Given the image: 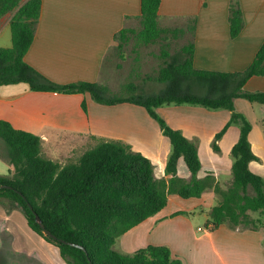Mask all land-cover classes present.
I'll use <instances>...</instances> for the list:
<instances>
[{"label":"crops","instance_id":"0c3cea01","mask_svg":"<svg viewBox=\"0 0 264 264\" xmlns=\"http://www.w3.org/2000/svg\"><path fill=\"white\" fill-rule=\"evenodd\" d=\"M232 8L243 20V29L235 38L229 36ZM14 13L0 18V48L11 47L9 25ZM139 16L140 0H41L34 39L24 61L56 84L96 82L97 77L107 75L103 68L113 53L117 59L123 58V44L115 35L122 29H135ZM157 21L163 26L175 22L179 28L189 29L195 69L240 72L251 64L264 41V0H161ZM244 89L264 92V75L249 79ZM242 100L234 101L235 110L250 123L251 150L262 163L251 162L249 169L264 176V159L255 152L251 140L254 134L264 138V129L249 116L253 105ZM250 104L259 106L256 111L264 118V103ZM157 113L170 128L196 144L201 164L198 179L211 175L218 180L231 173L230 152L238 141L239 125L230 123L216 142L218 150L213 149L215 135L230 122L229 111L165 105ZM0 121L38 136L42 142L57 133L122 141L151 162L157 179L166 177L171 144L142 107L130 103L101 105L88 93L33 92L27 84H17L0 86ZM0 147L4 148L1 140ZM59 152L50 148L46 157L64 164L74 155L71 148ZM0 176H10V165L1 157ZM216 204L213 193L206 191L199 198L169 195L160 212L117 238L114 250L130 255L147 246H165L181 264H264V222L257 231L231 229L224 224L207 230L209 212ZM193 218H200L195 219V228ZM2 234L7 237L0 238V264H66L56 247L29 228L14 204L0 202V237Z\"/></svg>","mask_w":264,"mask_h":264},{"label":"trees","instance_id":"16d2710c","mask_svg":"<svg viewBox=\"0 0 264 264\" xmlns=\"http://www.w3.org/2000/svg\"><path fill=\"white\" fill-rule=\"evenodd\" d=\"M22 1L0 0V18L15 10L9 25L11 47L0 48V86L27 84L33 92L88 93L101 105L130 103L142 107L171 144L166 175L174 172L182 158L191 177L188 182L178 183L155 179L151 162L118 140L98 139L99 144L85 152L77 163L62 166L41 155L38 136L0 121V140L5 150V155L0 157L10 165V176H0V186L11 187L0 188V202L16 205L29 228L56 247L66 264H181L165 246H147L127 255L113 250L112 245L121 235L160 212L167 205L169 195L189 199L199 198L208 188L219 192L213 182L197 178L201 164L196 144L170 128L157 113L165 105H193L231 113L230 122L215 135L214 150H218L215 142L230 123L240 127L238 141L230 152L235 186L221 192L222 203L210 210L205 228L214 230L223 224L231 229L261 228L264 176L249 169L251 162L258 161L248 139L251 125L236 112L234 101L241 98L250 103H264V92L244 89L249 79L264 75V41L251 64L233 73L195 69L192 43L173 53L161 49L162 66L154 80L162 88L152 93L117 97L107 86L96 82L53 83L24 61L34 39L41 0L21 4ZM160 3L161 0H140L139 29H122L115 40L124 44L134 37L138 43L149 45L178 33L177 29L159 27ZM229 24V36L235 38L243 29V20L234 8L230 10ZM81 106L86 111L84 102ZM248 212H258L259 218L254 219ZM34 214L57 239L82 246L85 252L46 236L35 222Z\"/></svg>","mask_w":264,"mask_h":264},{"label":"rangeland","instance_id":"374dc122","mask_svg":"<svg viewBox=\"0 0 264 264\" xmlns=\"http://www.w3.org/2000/svg\"><path fill=\"white\" fill-rule=\"evenodd\" d=\"M159 27L166 29H177L179 32L175 33L174 36L171 34L168 35L167 39H162L157 41L154 44L144 45L142 43H138L137 40L132 37L126 44L124 43L121 47L122 59H117V54L113 53V59L109 58L107 60L103 72L107 73V75L102 77H97L96 82L107 86L110 92L117 97H129L130 95H135L139 92L152 93L162 88V85L157 84L154 80L157 76L159 68L162 66V60L159 57L160 50L166 49L167 51L173 53L177 48L182 47L183 45H187L190 39L189 29L179 28L177 23H170V25L163 26L158 23ZM139 29V25L135 28V30ZM109 64H119V68H114ZM114 65V66H115ZM247 105H253L254 111L253 113H249V116H252L255 124L257 122V126L261 129H264V118L260 115V112L256 111V107H259L255 104H250L246 100H242ZM238 113V112H237ZM243 116V115H242ZM256 120V121H255ZM259 120V121H258ZM236 125V124H235ZM264 134V132H263ZM257 134H254V137L251 139L253 142V146L255 148V152L262 155L261 157L264 159V138L258 139L256 138ZM59 137V138H58ZM98 138H92L91 136H83L76 137L64 136L63 133H57L53 135L51 139H48L45 142L41 141V148L44 149V157L49 154V149L54 148L56 152L60 153L62 149H72L74 150L73 158L67 161L64 164H60L64 166L68 163H77L80 157L94 147L99 144ZM217 142V141H216ZM215 142V145H217ZM257 150V151H256ZM5 150L3 147H0V154L3 156ZM48 159V158H47ZM258 163L262 164L260 161ZM264 168V165H263ZM200 171V170H199ZM154 174V171H153ZM199 172L197 173L198 176ZM166 181H174L178 182H188L190 180L191 174L188 171L186 164L182 158L177 161L176 168L173 173L165 174ZM154 178H156L154 174ZM163 179V178H162ZM159 180V179H157ZM203 181L213 182L214 186H217L219 192H215L214 189L208 188L206 192L213 193L214 198L217 201V205L222 203L223 196L221 195L222 191H226L228 188H232L234 185V176L231 172L227 177L216 180L215 177L211 175H205L200 178ZM217 181V183L215 182ZM264 190V188H263ZM249 192L252 193V189H249ZM248 214L254 219L259 218L258 212ZM195 219L198 220L200 218H193L194 228L198 226L195 223ZM261 222H264L261 219ZM198 223V221H197ZM7 236L2 234L1 239H5ZM117 240V239H116ZM112 249L114 250V246L112 245ZM179 260V258H177Z\"/></svg>","mask_w":264,"mask_h":264},{"label":"water","instance_id":"95a60500","mask_svg":"<svg viewBox=\"0 0 264 264\" xmlns=\"http://www.w3.org/2000/svg\"><path fill=\"white\" fill-rule=\"evenodd\" d=\"M0 188H2V189H11V187H9V186H5V185L0 186ZM28 207H29V209H32L30 205H28ZM34 218H35V222H36V223L38 224V226L43 230V233H44L46 236L50 237L51 239H53V240H55V241H58V242L64 244V245L73 246V247H76V248H78V249H80V250H82V251L85 252V250H84V248H83L82 246H79V245H76V244H71V243L66 242V241H64V240L57 239L54 235H52L49 231H47V230L44 228L43 224L41 223V220L39 219V217H38L36 214H34Z\"/></svg>","mask_w":264,"mask_h":264},{"label":"built area","instance_id":"2783aa9c","mask_svg":"<svg viewBox=\"0 0 264 264\" xmlns=\"http://www.w3.org/2000/svg\"><path fill=\"white\" fill-rule=\"evenodd\" d=\"M205 229H207V228H205ZM210 228H208L207 230H209ZM199 230H201V228H199Z\"/></svg>","mask_w":264,"mask_h":264}]
</instances>
